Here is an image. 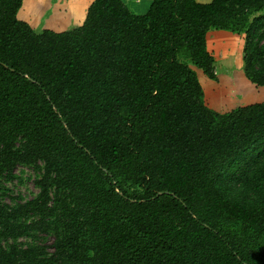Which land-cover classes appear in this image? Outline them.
I'll return each mask as SVG.
<instances>
[{
  "label": "trees",
  "instance_id": "1",
  "mask_svg": "<svg viewBox=\"0 0 264 264\" xmlns=\"http://www.w3.org/2000/svg\"><path fill=\"white\" fill-rule=\"evenodd\" d=\"M22 1L0 0V264H264V101L216 112L188 66L214 80L206 32L241 35L264 88V0H92L63 32Z\"/></svg>",
  "mask_w": 264,
  "mask_h": 264
},
{
  "label": "crops",
  "instance_id": "2",
  "mask_svg": "<svg viewBox=\"0 0 264 264\" xmlns=\"http://www.w3.org/2000/svg\"><path fill=\"white\" fill-rule=\"evenodd\" d=\"M195 1L204 4L210 2L211 0ZM91 2L92 0H23L16 17L18 20L27 23L32 30L42 24L43 26L40 28L41 30L63 32L70 24L78 23L79 25L82 23L85 16V10ZM226 39L232 40L234 43H236V47L229 49V51L231 52L228 54V60L225 62L224 60H222V57L219 58V55H217V50L218 44L222 43V41H225ZM205 44L206 49L212 56V58L218 59L219 68H225V71L235 73L236 76H238L237 80L239 82V88L237 89H241V96H245L244 100H247L249 97H253L252 95L254 93H258L259 97H262V100L264 99V91H259V89H256V86L250 84L246 79V81L242 80L241 77H239L240 73L236 72L242 70L240 58L237 56V54H235L236 51H238L239 49L242 50L243 48V37L241 35L233 34L222 30H209L206 32L205 35ZM238 46L240 47L238 48ZM233 56H236L238 61L232 62L231 58H233ZM233 69L235 70L233 71ZM224 70L222 69V71ZM203 80L204 79H202V81ZM205 81L206 80H204L203 83H205ZM209 81L213 83L212 80ZM248 85L250 86V88ZM208 86L212 90V96L208 97L205 100V95L203 93L205 105L208 108L219 113L229 111L221 109L229 108L228 105L232 102V100L224 96L220 88H216L212 86V84ZM251 92L252 95L250 94ZM244 100L242 98V102ZM245 105L249 104H244V106Z\"/></svg>",
  "mask_w": 264,
  "mask_h": 264
},
{
  "label": "rangeland",
  "instance_id": "3",
  "mask_svg": "<svg viewBox=\"0 0 264 264\" xmlns=\"http://www.w3.org/2000/svg\"><path fill=\"white\" fill-rule=\"evenodd\" d=\"M42 1H44V0H42ZM122 2L126 5V7L128 8V10L131 13L136 14V15H142L146 12L148 5L150 3V0H122ZM42 26L43 25L40 24V26L35 28L34 31L40 32L41 31L40 28ZM75 26H78V23L70 24L66 28V30H69ZM234 47H236V43H234L232 40L226 39L225 41H222V43L218 44V50H217L218 54L217 55H219V58L222 57V60H224L226 62L228 60V54L231 52V51H229V49L230 48L232 49ZM239 47L240 46H238V48ZM235 54H237V56L240 58V61L242 64V58H241L242 50L239 49L238 51H236ZM188 66L195 72V74L197 76V80L199 79L198 82H199L200 86L203 88L204 92L206 91L205 87L212 84V86H214L216 88H220L221 92L224 94V96H226L227 98H230L232 100V102L228 105L229 108H225V109H221V110H231V109H234L238 106H244V104L259 103V102L264 100V99L262 100V97H259L258 93H254L252 95V92L250 94L253 97H249L247 100H244L245 96L244 95L241 96V93H242L241 89H235L232 86L228 85L230 82L237 80L238 76H236L235 73H230L228 71H225L224 70L225 68H222V67L219 68L218 59L213 58V74L215 76V79L212 80L213 83L210 82L201 73L200 70L196 69L195 67H193L190 64ZM222 69L224 71H222ZM234 70L235 69H233V71ZM236 72H239L240 73L239 77H241L242 80L246 81L244 76H243L242 70L236 71ZM202 79L206 80L207 82L205 81V83H203L204 80L202 81ZM249 88H250V86H249ZM256 89H259V91H264V88H262V87H257ZM242 98L244 100L243 102H242ZM12 174H13L12 178L10 180L4 182V184H3L7 190V192H6L7 195L19 199V200L16 199V201H18V202H23L25 200L32 198L37 193L38 190L34 184V179L37 177V173L32 167L18 165L13 169ZM1 201L8 203V204L13 202L12 200H9L6 197L1 199ZM16 242L19 244L37 243V241L31 240L28 237H20L16 240ZM50 243H51V238H46L45 245H49Z\"/></svg>",
  "mask_w": 264,
  "mask_h": 264
},
{
  "label": "bare ground",
  "instance_id": "4",
  "mask_svg": "<svg viewBox=\"0 0 264 264\" xmlns=\"http://www.w3.org/2000/svg\"><path fill=\"white\" fill-rule=\"evenodd\" d=\"M140 4V3H139ZM138 5V4H137ZM231 61L232 62H236V61H238L237 60V58H236V56H233V58H231ZM229 86H232L233 88H235V89H237V88H239V82H238V80H235V81H233V82H230L229 84H228ZM206 89V91L204 92V90H203V93H204V95H205V100L208 98V97H211L212 96V94H211V88L209 87V86H206L205 87ZM206 93V94H205Z\"/></svg>",
  "mask_w": 264,
  "mask_h": 264
}]
</instances>
